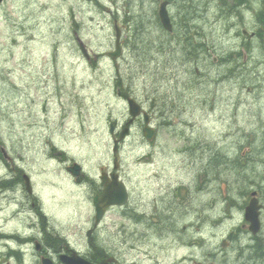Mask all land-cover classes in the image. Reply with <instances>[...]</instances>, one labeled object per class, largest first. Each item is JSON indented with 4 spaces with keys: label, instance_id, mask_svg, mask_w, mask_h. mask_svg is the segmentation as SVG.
<instances>
[{
    "label": "rangeland",
    "instance_id": "374dc122",
    "mask_svg": "<svg viewBox=\"0 0 264 264\" xmlns=\"http://www.w3.org/2000/svg\"><path fill=\"white\" fill-rule=\"evenodd\" d=\"M176 1L169 5L173 15L180 10ZM100 2L109 13L78 0L0 3V149L6 152L0 162L4 186H0V264H20L7 255L8 250H17L11 241L14 236L27 237L38 230L40 233L34 235L41 237L40 229L56 242L66 238L79 251H86L90 242L102 243L124 258L144 260L142 264H190L191 260L210 264L207 260L223 250L221 241L226 239L232 244L228 258H241L242 264H248L244 260L252 247L246 250L245 245L264 244V228L258 237H251L247 227H241L242 210L230 208L228 200L247 204V198L239 195L247 184L242 186L241 180L240 185H231L230 175L228 198L223 199L221 181L201 182L202 173L183 149L199 141L202 146L208 144L209 150L224 146L227 153L235 154L241 143L264 142L260 132L264 128V50L262 54V47L255 49L252 62H262L256 70L251 63L243 74L232 73L225 81H217L223 75L214 72V76L204 78L200 62L185 52L162 53V44L169 50L173 41L183 43L181 21L186 20L178 21L173 34H165L157 25L161 1ZM114 22L127 35L116 66L107 57L114 47ZM186 28L189 38L195 34L193 29H198ZM204 28L207 43L216 49H225L223 43L230 50L238 46L231 40L222 43ZM73 31L86 45L90 61L81 55ZM183 63L188 67L184 69ZM192 63L198 64L199 71L192 70ZM194 79L201 84L193 86ZM248 79L253 88L247 86ZM189 84L194 90L185 91V114L176 134L163 126L156 142L149 143L137 120L116 155L112 154L113 141L129 118L126 97L168 118L177 110L169 92L176 87L191 88ZM209 93L216 96L215 104L209 102ZM111 123L114 135L109 131ZM253 148L255 152L260 149L256 145ZM57 152H63L64 157L58 158ZM253 160L251 157V167ZM67 161L81 165L85 175L81 184L74 183L65 171ZM114 161L133 190L131 206L141 205V209L151 211L160 196L176 188L180 199H165L168 210L175 213L172 218L167 215V226L172 228L176 222L175 230L168 229L160 239L151 234L148 242L136 245L138 252L131 251L127 241L131 231L128 213L108 214L98 241L94 235H87L94 225L96 182L101 171L112 169ZM260 168L264 170V164L260 163ZM18 170L30 177L32 196L27 195L23 184L15 185ZM131 172L136 177L128 180ZM9 183L11 187H5ZM258 183L262 185L255 189L264 194V180ZM261 201L264 203L263 198ZM192 206H207L204 213H198L207 221L202 227L194 225L196 216L189 212ZM25 256L24 264H37Z\"/></svg>",
    "mask_w": 264,
    "mask_h": 264
},
{
    "label": "flooded vegetation",
    "instance_id": "af4514ba",
    "mask_svg": "<svg viewBox=\"0 0 264 264\" xmlns=\"http://www.w3.org/2000/svg\"><path fill=\"white\" fill-rule=\"evenodd\" d=\"M176 5L180 10L177 11L176 15H173L171 11L170 20L172 22L173 28H177V23L180 19L184 18L186 20V24L194 27H198L199 25L207 26L208 29L211 31V34L217 35V38H220L222 43L226 40L234 41L238 44L235 49H228L225 44L223 43L225 49H216L213 44L207 46V53L206 57L208 59L199 60L200 64H207L205 66L206 70L209 72H214L215 69H223L225 70V74H229L231 71L237 73H244L248 66H245L249 59H247V48L249 52L255 53V49L261 47L262 41L264 39V33L262 31L263 27V0H177ZM157 14V13H156ZM158 17V14H157ZM201 26V27H202ZM213 29V32L212 30ZM247 30L249 35L242 36L243 31ZM174 31V29H172ZM164 32V31H163ZM197 33V30L195 31ZM165 33V32H164ZM163 33V34H164ZM172 34V33H171ZM170 34V35H171ZM167 36V35H165ZM163 37V36H161ZM123 43V38L120 41V44ZM123 47V46H122ZM162 53L168 54L169 52H177L181 51L178 48H181L180 45L176 43V41L172 42L171 49L167 50V45L162 44ZM245 52V59L242 60L244 57ZM253 53V54H254ZM253 54L249 55L252 58ZM247 59V61H246ZM118 61V60H117ZM116 65V63H113ZM193 64V63H192ZM198 64H193L195 66V70H197ZM261 65L259 60L254 61V66ZM181 66H183L181 64ZM178 71V69H174ZM118 75V71L116 72ZM199 73V72H198ZM177 90V87L172 89L169 92L170 97L172 96L173 92ZM179 95L182 96V88L179 87ZM171 93V94H170ZM173 103L177 106V110L175 113H172L169 117L174 118V121H177V116L180 113L178 109V102L176 99H173ZM149 114L154 115L153 111L149 110ZM160 120L166 121L167 118L159 116ZM136 120H133L132 126L136 123ZM144 126V125H143ZM155 128V133H159V128L153 124ZM63 154V153H62ZM61 156H58L60 158ZM145 165H148L146 163ZM117 174L119 178L121 175L119 174V170L116 171L107 169L101 171V175H104L105 180L108 183H113L112 175ZM21 175V179H22ZM101 177V176H100ZM96 182L95 187V195L97 197H101L103 194L104 186L101 181V178ZM128 177L130 179H134L135 173H129ZM85 179V175L81 176V179L78 184H81ZM160 179V178H159ZM259 181H263L262 179H252L247 180L246 182L260 187L262 183H258ZM210 183V182H209ZM24 186V185H23ZM253 188V192H256V198L258 199V203L260 204V221H261V232L264 228V203H262L261 198L264 199V194L262 190ZM127 191L129 193V201L125 206H111L104 210V215L101 218L100 223L97 226H93L91 229L87 231L88 237L94 235L95 240H99L100 232L104 229L105 220L107 215L110 213H118V214H125L128 213L129 215V222L127 227L128 230L131 231L128 233V244L131 251L138 252L140 249H136V245L144 244L150 240L151 234H157L154 236L156 239H160L168 229L175 230L174 226L172 228H168L167 226V215L170 218L173 217V213L168 210L167 202L165 201L166 197L168 198L171 195L165 194L160 196L155 201V206L153 210L146 211L141 209V205H133L131 206L130 199L133 193L132 188L130 189L127 185ZM136 189L134 188V193ZM198 192V190H197ZM252 193V192H251ZM242 194L243 200L245 199L244 193ZM191 197V196H190ZM199 199V196H196ZM32 208L35 207V203H31ZM128 208L127 211L125 209ZM246 206L243 205V213ZM196 211H193L195 210ZM198 207L192 206V212L196 216L195 226L196 228L202 227L207 221L203 220V218L198 215L199 211L203 212L207 209V206L198 209ZM206 219V218H205ZM242 228L246 227L245 222L241 226ZM42 236L38 237L34 234L40 233L35 232L30 234L27 237H20L14 236V240L11 242H15L17 244V250H8L7 255L10 256L9 258H16L20 261V264H24L22 262L23 256H31V258L37 261V264H42L44 259L49 261V264H65L63 260L65 258H69L74 254L80 256L81 259L86 261L87 264H142L144 260L142 259H128L124 258L121 255L111 252L105 249L100 243H95L96 246H91L88 244V248L86 251H79L74 248L66 238L60 237V241H54V238L48 233L45 229H40ZM152 231V232H151ZM260 232V233H261ZM90 235V236H89ZM232 245V244H231ZM251 248L250 255L244 260L245 263L248 264H264V244H253V243H246L245 248L246 250L248 247ZM22 247L24 249H22ZM229 249L230 246L227 248L215 252L213 255L216 257L213 259H208L207 261L210 264H242L243 259L237 258L231 261L229 256ZM30 250L31 254L28 253ZM25 256V259H26ZM221 256L225 258H220ZM190 264H202V262H197L195 260L189 261Z\"/></svg>",
    "mask_w": 264,
    "mask_h": 264
},
{
    "label": "trees",
    "instance_id": "16d2710c",
    "mask_svg": "<svg viewBox=\"0 0 264 264\" xmlns=\"http://www.w3.org/2000/svg\"><path fill=\"white\" fill-rule=\"evenodd\" d=\"M154 1H161V0H154ZM168 1L171 3L172 0H168ZM181 24L183 25L182 34L184 36L183 50L186 53V56L188 55L189 57H192L194 59L199 58L197 54L192 52L193 50H196L192 48L194 37L189 38L190 34L188 29L186 28L187 26L186 23L184 21H181ZM199 48L205 50V44L200 45ZM185 68L186 67L184 66V69ZM216 70L219 72L221 69L216 68ZM203 73H204V78L205 77L207 78L208 77L207 70L204 71ZM231 73L229 75H231ZM221 74L224 75V73ZM195 81L197 80L194 79V82H192L193 86H198L202 82L201 81L196 83ZM189 86L191 88L186 89L182 87L183 94H185L186 90H187L186 94H188L189 89H192V93H193L194 89L190 84ZM208 98L211 104H215L216 96L209 93ZM215 109L216 106L214 105L213 111H215ZM253 145H256L258 149L260 148L259 151L255 152ZM243 148H248V152H246L244 156L240 154ZM209 149L210 147L208 144L202 146V144L199 143V141H196V143H191V144L189 143L184 148V152L188 153L192 157L193 162L198 165V169L202 173V177L204 179H208L212 182L221 181V184H225L226 188L228 187L227 179L230 175H232L231 177L232 181L230 183L231 185H240L241 180H242V186L244 185V183H246L247 180H252V179L264 180V170L260 168V163L264 164V162H260V160L264 158V142L263 143L261 142L260 145H258L255 142L241 143L238 149L236 150L237 153L235 154L227 153L226 151L227 147L224 146L220 148L216 147V149H214L213 147V150H209ZM192 151L194 153H192ZM251 157L254 159L253 160L254 163L252 167L251 164H249V161H251ZM1 158L2 155L0 154V159ZM212 171L214 172L213 175H212ZM256 172H260V175H256ZM223 175L226 177L225 180L222 179ZM0 186H3L2 182H0ZM5 187L9 188L8 184ZM230 204H235V203H232L231 201Z\"/></svg>",
    "mask_w": 264,
    "mask_h": 264
},
{
    "label": "water",
    "instance_id": "95a60500",
    "mask_svg": "<svg viewBox=\"0 0 264 264\" xmlns=\"http://www.w3.org/2000/svg\"><path fill=\"white\" fill-rule=\"evenodd\" d=\"M1 1V0H0ZM85 1H92L97 7L101 8V9H105V6H103L98 0H85ZM166 5L167 2H163L162 4H160V8H159V17L161 20V23L164 27V29H166L167 31L171 30V25H170V19L168 17V13L166 10ZM119 38V35H117V39ZM79 44H80V49L82 51V53L84 54V56L88 57L86 49L84 47V44L78 39ZM120 48L119 45H116V53L115 54H110L112 57H115L119 54ZM129 106H130V114L132 117H136L140 114V107L138 105H136L132 100H129ZM145 122H148V118L145 115ZM111 132H113V126H111ZM145 132V137L148 140H151L153 138V129L150 127H145L144 129ZM128 133V129L125 128L124 130H122L121 134L119 135V140H123L126 136V134ZM117 151V141L114 142V147H113V153H115ZM116 168V164L114 165ZM67 170L76 177V181H79V177L81 175L80 170L81 167L79 164L75 163L72 167H68ZM113 179V183L107 184L105 177H102L103 180V184L105 186L104 188V192H103V196L102 198H98L95 197L93 200V205L95 208V224H98L103 212H104V208L109 207L111 205H123L126 203L127 201V193L124 187V184L122 182H120L118 180V176L117 175H113L112 176ZM24 180H25V186L27 189V192L29 194H31V190L29 187V182H28V178L27 176H24ZM101 203H103L104 207H101ZM259 206L256 202L255 199H253L250 204L248 205V207L246 208V214H245V218L247 221H249L251 223L250 226V231L255 234L258 229H259V225H258V210ZM49 261L43 259L42 264H49L47 263ZM63 262L65 264H87L85 261H83L81 258L77 257L76 255L70 257V258H65L63 260Z\"/></svg>",
    "mask_w": 264,
    "mask_h": 264
},
{
    "label": "bare ground",
    "instance_id": "6f19581e",
    "mask_svg": "<svg viewBox=\"0 0 264 264\" xmlns=\"http://www.w3.org/2000/svg\"><path fill=\"white\" fill-rule=\"evenodd\" d=\"M213 32V31H212ZM210 36V35H209ZM125 236H127V235H125ZM126 240V239H125ZM20 262V261H19Z\"/></svg>",
    "mask_w": 264,
    "mask_h": 264
}]
</instances>
